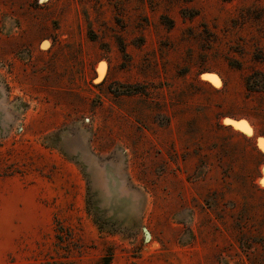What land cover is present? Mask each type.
I'll list each match as a JSON object with an SVG mask.
<instances>
[{"label":"rangeland","instance_id":"obj_1","mask_svg":"<svg viewBox=\"0 0 264 264\" xmlns=\"http://www.w3.org/2000/svg\"><path fill=\"white\" fill-rule=\"evenodd\" d=\"M106 256L264 264V0H0V264Z\"/></svg>","mask_w":264,"mask_h":264},{"label":"trees","instance_id":"obj_2","mask_svg":"<svg viewBox=\"0 0 264 264\" xmlns=\"http://www.w3.org/2000/svg\"><path fill=\"white\" fill-rule=\"evenodd\" d=\"M102 262L103 264H109L110 257L109 256L103 257ZM46 264H71V263L52 262V263H46Z\"/></svg>","mask_w":264,"mask_h":264},{"label":"bare ground","instance_id":"obj_3","mask_svg":"<svg viewBox=\"0 0 264 264\" xmlns=\"http://www.w3.org/2000/svg\"><path fill=\"white\" fill-rule=\"evenodd\" d=\"M236 126V125H235ZM243 127V126H242Z\"/></svg>","mask_w":264,"mask_h":264}]
</instances>
